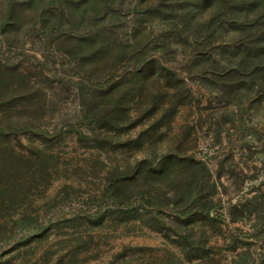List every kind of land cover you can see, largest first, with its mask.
Returning a JSON list of instances; mask_svg holds the SVG:
<instances>
[{"label": "rangeland", "instance_id": "1", "mask_svg": "<svg viewBox=\"0 0 264 264\" xmlns=\"http://www.w3.org/2000/svg\"><path fill=\"white\" fill-rule=\"evenodd\" d=\"M0 264H264V0H0Z\"/></svg>", "mask_w": 264, "mask_h": 264}, {"label": "trees", "instance_id": "2", "mask_svg": "<svg viewBox=\"0 0 264 264\" xmlns=\"http://www.w3.org/2000/svg\"><path fill=\"white\" fill-rule=\"evenodd\" d=\"M89 38V37H88ZM89 40V39H88ZM92 54H94V53H92Z\"/></svg>", "mask_w": 264, "mask_h": 264}]
</instances>
